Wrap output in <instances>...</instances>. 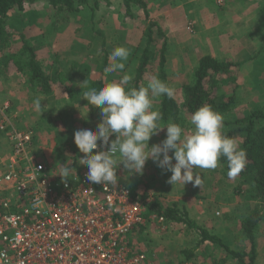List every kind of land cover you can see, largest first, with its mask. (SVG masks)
<instances>
[{"label": "rangeland", "instance_id": "1", "mask_svg": "<svg viewBox=\"0 0 264 264\" xmlns=\"http://www.w3.org/2000/svg\"><path fill=\"white\" fill-rule=\"evenodd\" d=\"M145 1L148 4V11L150 12L152 21L160 24L163 32L167 36L168 48L165 63L167 75L166 83L174 88V97L177 100L180 102L183 100V86L186 82L195 80L194 70L199 58H201L204 53H215V55H217L216 58L220 60L237 63V65L230 66L226 72H221L215 77L213 76V78L217 80L214 89L219 96L225 98L233 92L236 95V102L232 105L230 111L227 112L225 116L226 119L224 118V120L234 122L236 119L244 117L249 111L256 108H262L264 111V78L263 76H259L262 70L264 71V12L261 13L260 17L256 20V27L254 28L257 35H251L252 38L249 37L247 39L251 41V43L248 44L249 51L255 52L260 58L256 57V60H250L246 63V59H243V56L239 55L248 52V49L246 51L240 50L234 53L235 55L228 50H225V52L221 51L217 47H212V42L217 38H223L214 35L209 36L208 32L204 31V25L218 23L221 20L219 19L220 17L222 18L224 16L225 18V14L220 13L215 15L213 13L211 16L206 13L207 15H201L198 9L195 11L194 8L189 6L192 0ZM40 3L44 5V2ZM35 8L37 7L25 11L24 13L29 16L24 15L26 16L24 19H18L17 16H13L10 21L11 29L17 30V33L13 36L16 38L17 44L19 43V34L24 30L25 35L29 37L28 39L31 42L30 45L36 51L37 57L41 60L42 67L45 71H48L49 76H56L58 74L57 69L63 68L85 75L95 72L99 77L100 73L94 70H99L104 74V61L106 58L108 59V66L110 63L115 62L110 61L109 57L113 49L118 46H124L130 50V56L125 62V69L105 73L104 77L109 79V82L119 80L120 75L124 74L123 71L136 66V64H131L128 61L131 59L132 52H135V50H139V56L141 55L143 48L140 50L138 42L147 29V24H150L141 7L134 6V16L131 17L128 15L122 0H113L111 5H107L105 2L101 1L100 6L95 11L92 10V8L82 9V12L74 15L71 19L67 20V22L65 21L67 15L61 14L59 27H53L50 24V20L48 19L49 12L48 10H43L44 6H40L37 9ZM228 18L233 19L234 17L229 16ZM154 36L156 37V41L153 46L156 53L158 52L159 55L163 47L164 37H161L158 33H155ZM260 38L263 39L262 42H259ZM256 42H258V44L260 43L259 45L261 47H257L255 50V45L253 47V44ZM144 44L145 41H142V46H144ZM56 50L62 51V58L58 64L56 63L60 67L53 71L52 66H54L53 63L56 62V57L53 56V53ZM158 59L159 56L154 60V64H157V66L153 67L157 73L151 75L148 70L146 73V83L153 75H158L159 78L162 79L159 72ZM260 59L263 60L261 64L259 61ZM0 61V103H10V111H13L15 122L25 127L35 126L34 128L39 137V142L41 144L45 143L46 146L48 144L53 146V148H51V146L48 145L46 148L48 149L47 151L50 159L58 161L63 153L61 148L66 146L67 150L70 152L76 151L77 145L74 142L75 131L90 127L94 128L101 121L87 120L89 115L86 107L87 100L83 97L79 99V103L73 98H68L67 100V91L59 89L58 84H55L57 80L53 79L49 83V86L54 88L51 92L45 93L43 90L33 88V84H31L29 79L30 77L27 74L16 71L13 66H10L11 71L6 70V63H12L9 55L5 54L0 56ZM73 63L77 64L73 67ZM242 63L243 65H241ZM253 63L255 65L252 66ZM73 84L76 86V82H73ZM209 84H211V82H209ZM36 98H39L42 102L40 111L34 109V100ZM155 106L158 107L157 99L155 100ZM67 109L72 112L75 121L80 122V124L77 123L76 126L74 125V127H72L71 134L57 133L58 129L54 127L55 122L59 119L60 113ZM185 115L186 121H189L190 117H188L187 113H185ZM188 127L189 125L184 127L186 132L190 131L192 128V126ZM223 127L227 129L229 125H225L224 121ZM67 136L71 138L68 139ZM165 138L166 128L154 135L150 139L149 144L153 145L160 143ZM240 140H242V138L238 137V141ZM69 156L71 157V154ZM80 157L81 156L73 155L72 158H74V160L72 161L78 164ZM173 163H175V160H173ZM122 169H125L124 166H121L119 171H122ZM128 173L132 174L125 169V174ZM197 173L202 177V187H194L192 183H187L185 186H189V188L194 187L200 192L203 187L208 188V182L211 181L210 187L215 186L213 190L215 195H217V199L230 202L227 203L226 206L227 213H223L216 201L202 200V203H204L205 209L210 212L211 218L214 219L215 224L222 226L221 230H219L220 235L228 242L230 240L231 247L234 250L246 252L250 245L245 241L244 236L240 234V219L237 218V214L244 203H249L250 205L255 203L254 200L251 199L247 184L242 183L238 178H225L219 163L216 169H195L194 174ZM171 174L170 171L166 172L162 170L152 159H149L145 164L143 173H134L131 177H139L147 181L146 184L149 181L152 182L151 188L159 192L161 196L159 203L164 208L175 207L183 211L186 210L189 216L194 219V207L187 209L185 207L182 208L181 205L179 206V202L183 204L186 200V194L179 195L181 196L179 201L176 200L178 196L177 193H181L180 191H183V187L186 190V187L181 183H177L175 186L168 183ZM167 187L176 190V194L171 196L172 198L170 199H168V195L164 194V192H168L166 189ZM237 190H240V193ZM199 200H197V202H199ZM229 208H231L230 211H228ZM246 210L247 208H245V211ZM218 211H220V214H217ZM226 214L228 215L226 216ZM201 220L203 219H199V221ZM262 225L264 229V221ZM146 226L147 227L141 229L134 235L133 241L131 242L134 250L141 251L145 249L146 243L150 240L153 241L151 236H154L155 239L162 237L163 240L160 239L153 245L157 247L159 253L158 257H165L164 260L168 261L170 264H178L179 258L183 256L181 250L186 248L184 244L189 240L194 245L196 242L195 236L198 235L185 234L184 232L179 233V228L173 231L169 229L161 231L153 221ZM178 226L185 228L182 224H178ZM263 229L260 228L258 234H264ZM163 235L166 236L164 237ZM259 241L262 242L261 244L264 248V241ZM145 250L152 256V251L150 249ZM216 252L215 258L219 262L216 261L217 263L215 262L214 264H235V260L238 262L236 258L221 246L217 247ZM260 263L264 264V257L261 258Z\"/></svg>", "mask_w": 264, "mask_h": 264}, {"label": "built area", "instance_id": "2", "mask_svg": "<svg viewBox=\"0 0 264 264\" xmlns=\"http://www.w3.org/2000/svg\"><path fill=\"white\" fill-rule=\"evenodd\" d=\"M10 110L0 103V264H155L131 242L151 221L177 228L153 210L159 192L136 197L123 164L116 186L90 183L80 163L65 182L57 172L66 161L50 159L34 126L18 124Z\"/></svg>", "mask_w": 264, "mask_h": 264}, {"label": "trees", "instance_id": "3", "mask_svg": "<svg viewBox=\"0 0 264 264\" xmlns=\"http://www.w3.org/2000/svg\"><path fill=\"white\" fill-rule=\"evenodd\" d=\"M101 1L107 5H111L113 2V0H0V56L7 54L12 62L9 64L8 62L6 63V70L11 71L10 66H13L16 71L27 74L30 77L31 84H33L32 87L43 90L45 93L54 90V88L49 86V83L52 79L57 80L55 84H58L59 89L67 91V100L68 98H73L77 103H79L80 98L82 99L84 91L92 87L100 89L105 83L109 82V79H106L104 77L105 73L102 74L99 70H94L100 73L99 77L95 72L85 75L63 68H59L58 70L57 68L60 66L57 64L62 58L61 50H56L53 53V56L56 57V62L53 63L54 66L52 68L53 71L57 69L58 74L56 76H49L48 71H45L42 67L41 60L37 57L36 51L30 45L31 42L28 39L29 37L25 35L24 30L19 34L20 38L17 44L16 38L13 37L17 33V30L11 29L10 21L13 16H17L18 19H24L26 17L24 15H27L24 13L25 11L33 7L39 8L40 6H44L43 10H48L49 12L48 19L50 20V24L53 27H59L61 14L67 15V18H65L67 22L74 15L82 12V9L92 8L95 11L100 6ZM40 2H44V5ZM122 3L126 7L128 15L131 17L134 16V6L141 7L146 19L150 22V24H147V29L138 42L140 50L143 48L141 55L139 56V50H135V52H132L131 59L128 61L131 64H136V68L131 67L123 71L124 74L133 76L130 86H139L141 83L146 84V73L148 70L151 75L157 73L153 68L157 66V64H154L157 56H159V72L162 80L166 82L165 63L168 45L167 36L163 32L162 27L157 22L152 21V17L148 11V4L145 0H122ZM155 33L164 37L163 47L159 55L153 46L156 41ZM142 41H145L144 46H142ZM107 60L106 58L104 61L103 70L108 67ZM76 64L73 63L72 66L74 67ZM234 65H237V63L220 60L211 55H204L199 58L194 70L195 80L186 82L183 86L184 97L181 102L175 97L171 99L167 96L157 98V106L163 114L162 125L175 122L183 128L187 127V125L191 127L192 125L189 121H186L185 113L190 117L191 114L204 104L211 105L214 110L223 114L225 118L227 112L230 111L232 105L236 102V95L233 92L225 98L219 96L214 89L217 80L213 76L215 77L221 72H226L230 66ZM124 74H121L120 77ZM85 80L86 82H84ZM73 82H76V86ZM86 107L89 114L87 117L88 121H99L102 119L100 109L94 108L88 102H86ZM224 121L225 125H229L227 129L223 127L225 134L235 138L237 141L238 137H241L242 140L238 141V143L247 152V164L244 170L235 177L240 179L242 183L247 184L251 199L255 202L251 205L244 203L237 214V218L240 219V234L244 236L245 241L250 245L246 252L234 250L232 247L226 246L222 241L221 235L219 237V235L212 233L205 226L199 224L189 216L186 210L183 211L175 207L164 208L159 202L154 204L153 210L165 214L170 220L183 223L182 225L188 230H194L198 234L199 239L193 250L200 246L201 243L212 242L223 247L238 260L239 264H256V238L260 225L264 221V111L262 108H256L249 111L244 117L236 119L234 122L230 120ZM77 123L80 124V122L75 121L72 112L67 109L60 113L59 119L55 122L54 127L58 129L57 133L71 134L72 127L74 125L76 126ZM67 138L70 139L71 137L67 136ZM111 138L114 139L115 136ZM61 150L63 153L58 160H65L68 166H75L77 168V164L72 161L74 160L72 157L73 155L83 156V153L79 152L78 146L74 152L67 150V146L61 148ZM70 154L71 157L69 156ZM219 165L223 170L224 177L229 178L227 175L228 166L226 158L221 157ZM125 183L133 189L136 197L142 196L141 192L145 188L152 186V182L149 181L146 184L145 180L139 177L128 179ZM237 191L240 193V190ZM245 208H247L246 211ZM187 255L190 257L191 253Z\"/></svg>", "mask_w": 264, "mask_h": 264}, {"label": "clouds", "instance_id": "4", "mask_svg": "<svg viewBox=\"0 0 264 264\" xmlns=\"http://www.w3.org/2000/svg\"><path fill=\"white\" fill-rule=\"evenodd\" d=\"M129 56L128 48H114L109 59L115 62L105 68V73L124 70ZM132 80V75L124 74L100 89L92 87L83 93V98L100 109L102 116L96 127L74 133V142L83 153L79 163L88 166L86 178L90 183L116 186L119 183L117 169L121 164L132 174H142L149 159L172 173L168 183L174 186L192 183L194 187H202V177L194 174V170L216 169L221 157L227 160L230 179L244 170L247 152L223 131V114L204 104L191 114L190 131L186 132L175 122L162 125L163 114L155 106V100L162 96L173 98L174 88L158 75L139 86H130ZM41 108L42 102L36 98L34 109L40 111ZM165 128L166 138L150 145V139ZM113 136L115 138L110 139ZM101 146L106 150L94 151ZM57 174L66 182L72 176V168L60 165Z\"/></svg>", "mask_w": 264, "mask_h": 264}, {"label": "crops", "instance_id": "5", "mask_svg": "<svg viewBox=\"0 0 264 264\" xmlns=\"http://www.w3.org/2000/svg\"><path fill=\"white\" fill-rule=\"evenodd\" d=\"M189 6L194 8L195 11L198 9L201 15H205L206 13L211 16L213 15V13L215 15H218L220 13L225 14V18L224 16L222 18L220 17L219 19L221 20L218 23L204 25L203 28L205 32H208L209 36L214 35V36L223 38V39L217 38L218 40L217 39L214 40L212 42V47H217L219 48V50L224 51V52L225 50L231 51L233 55H235L234 53H237L240 50L246 51L248 49L249 47L248 44H250L251 41L247 39L249 37L252 38L251 35H257V33L255 32V28H254L256 27L255 26L256 20L257 18L260 17L261 13L264 12V0H192ZM229 16H232L234 18L230 19L228 18ZM262 41L263 39L260 38L259 42H262ZM256 43L253 44V47L255 45V50L257 49V47L258 48L261 47L259 45L260 43L259 44L258 42ZM204 55H211L213 57H217L215 53L213 54L204 53L202 56ZM241 55L243 56V59H246V63H248L250 60H256V57H259L257 54H255V52H250L249 49H248V52L240 54L239 56ZM259 61L261 64V61L263 60L260 59ZM243 63L241 65H243ZM253 65L255 64L253 63L252 66ZM259 76L261 77L263 76L264 78L263 70L259 74ZM10 114L13 115V111H11ZM48 145L51 146V148H53L52 145L50 144ZM208 183H209V187L208 188L203 187L200 192L196 190L194 187L189 188V186H185L186 190L183 187V191H180L181 193L179 192L177 193L178 196L176 197V200L180 201L181 196L179 195L186 194V197H185L186 200L183 202V204L179 202V206L181 205L182 208L185 207L187 209H189L190 207H194L193 208L194 219L199 224L202 223L201 225L203 226L205 225L209 231H211L212 233L214 232V234H217L220 237L219 230H221L222 226L215 224L214 219L211 218L210 212L205 209L204 207L205 205L204 203H202V200L216 201L217 204L220 206L221 210L223 211V213H227L226 206H227V203H230V202H225V201L217 199V195H215V192L213 190L215 186L210 187L211 181H209ZM166 189L168 192L166 193L164 192V194L168 195V199L172 198L171 196L176 194V190L174 188L169 189V187H167ZM197 200H199V202H197ZM230 209L231 208H229L228 211H230ZM227 215L228 214H226V216ZM199 219H203L201 220L202 222L199 221ZM174 222L177 225V228L180 229L179 233L184 232L185 234H192V235L196 234L197 235V233L194 230H188L187 228H182L178 226V224L181 225L183 223L176 222V221ZM260 228L263 229L262 223L260 225ZM263 232H264V229H263ZM163 236L165 237L166 235H163ZM195 237H196L195 238L196 242L194 243V245L189 240L186 244H184L186 248L181 250V253L183 254V256L179 258L178 264H181V263L182 264H214L216 261H218L215 258V254L217 253L216 252L217 247L218 246L220 247V245L214 244L212 242H204V243H201L200 246H198L196 249L193 250V248L198 243V239H199L198 235ZM151 238L153 241L150 240L149 242H147L145 245L146 247L145 249H150L152 251V256L155 261V264H170L168 261L164 260L165 257H158L159 253L157 251V247L156 245L155 246L153 245L154 243H157L160 239L163 240V238L160 237V238L155 239L154 236H151ZM256 239H257L256 240V250H257L256 264H261L260 260L262 257H264V248L261 244L262 242H260L259 240L264 241V234L262 235L258 234ZM222 241L223 243H225L226 246L231 247L230 240L228 242L226 239L222 237ZM190 253H191V256L189 257L187 254H190ZM235 262H236L235 264H239L236 260Z\"/></svg>", "mask_w": 264, "mask_h": 264}]
</instances>
